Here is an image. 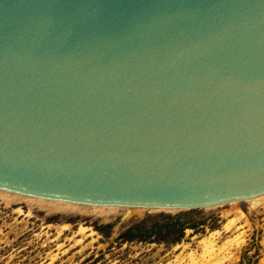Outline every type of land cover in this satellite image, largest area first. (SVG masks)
Here are the masks:
<instances>
[{
	"label": "water",
	"instance_id": "1",
	"mask_svg": "<svg viewBox=\"0 0 264 264\" xmlns=\"http://www.w3.org/2000/svg\"><path fill=\"white\" fill-rule=\"evenodd\" d=\"M0 190L162 211L264 195V0H0Z\"/></svg>",
	"mask_w": 264,
	"mask_h": 264
},
{
	"label": "rangeland",
	"instance_id": "2",
	"mask_svg": "<svg viewBox=\"0 0 264 264\" xmlns=\"http://www.w3.org/2000/svg\"><path fill=\"white\" fill-rule=\"evenodd\" d=\"M25 202L0 197V264H238L252 241L260 248L251 264L255 258L254 264H264V199L194 209L192 220L203 222L204 229H186L182 240L171 245L119 242L116 237L134 222L145 219L149 226L160 213L180 211L145 209L124 215L119 209L103 218L46 212ZM101 224L109 225V236L95 229Z\"/></svg>",
	"mask_w": 264,
	"mask_h": 264
},
{
	"label": "trees",
	"instance_id": "3",
	"mask_svg": "<svg viewBox=\"0 0 264 264\" xmlns=\"http://www.w3.org/2000/svg\"><path fill=\"white\" fill-rule=\"evenodd\" d=\"M194 209L188 211H180L176 214L160 213L159 220L154 221L149 226L145 219L129 225L123 230L117 237L116 241L119 242H155L164 243L165 245L175 244L182 240L185 235L186 229H192L195 232H202L204 229L201 225L203 222L192 220ZM109 225H98L96 230L100 231L106 236H109ZM259 248L257 242L252 241L251 244L246 246L240 256L238 264H251L250 259L258 256ZM252 254L249 255V251ZM257 258V257H256ZM256 258L252 261V264L256 262Z\"/></svg>",
	"mask_w": 264,
	"mask_h": 264
},
{
	"label": "bare ground",
	"instance_id": "4",
	"mask_svg": "<svg viewBox=\"0 0 264 264\" xmlns=\"http://www.w3.org/2000/svg\"><path fill=\"white\" fill-rule=\"evenodd\" d=\"M0 197L3 198V200L7 202L11 200H15V199H23V200L25 199L26 202L31 203L30 205L33 204V205H37L38 207L40 206L41 208L46 210V212L54 211V212H70V213H76V214L77 213L78 214H90V215L94 214L96 216H100L103 218H109V216L116 213L119 209L125 210L124 215L130 214L133 211L141 212L142 210L146 209V208H141V207H120V206L76 204V203H70V202H61V201L36 198L32 196L16 194V193L7 192L3 190H0ZM262 199H264V195L246 198L244 199V202L257 204V202H259ZM234 202L240 203V201H237V200Z\"/></svg>",
	"mask_w": 264,
	"mask_h": 264
}]
</instances>
